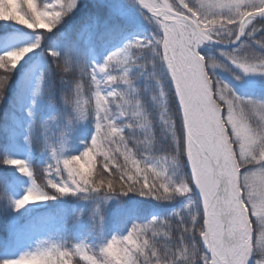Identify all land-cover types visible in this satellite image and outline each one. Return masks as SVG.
<instances>
[{"label":"snow or ice","instance_id":"6c2138e0","mask_svg":"<svg viewBox=\"0 0 264 264\" xmlns=\"http://www.w3.org/2000/svg\"><path fill=\"white\" fill-rule=\"evenodd\" d=\"M135 2L145 19L154 25L155 34L134 37L122 48L110 51L101 63L83 64L78 61L84 51L123 28L127 12L121 0H101V7L105 9L102 14L87 18L71 38L63 34L62 40L47 45L45 37L75 9L77 0H53L44 4H38L37 0H0V22H14L35 34L27 46L0 53L3 70L0 99L13 70L29 53L42 49V45L45 57H50L49 62L58 71L66 72L69 67L73 71L79 69L81 78L87 77L94 86V105L89 102L84 110L78 100L75 109L71 108L72 117L59 135L52 142L45 137L44 146L56 160L55 165L48 164L46 171L52 167L61 175L66 171L71 183L49 179L48 186L54 190L50 195L35 185L34 174L24 159L6 156L0 163L31 180L23 196L12 201L14 211L78 193L85 194L83 199L105 202L128 193L158 201L198 193V208L189 213L191 226L181 219L182 213L171 215L173 220L180 219L176 220L178 236L170 248H157L149 239H142L147 235L148 226L141 228L133 223L126 235H113L99 244V256L89 255V246L84 243L76 244L73 249L42 242L35 250L0 260V264H73L75 256L87 264H264V102L237 96L227 85L213 80L207 69L222 65L206 60L198 52L199 46L206 42L236 44L241 36L253 37L257 24L264 30V0ZM258 48L264 50V39ZM140 53L149 54L150 65L160 69L167 83V90H161L154 97L162 133L168 139L166 151L159 150L156 136L148 135L140 141V147L151 153V158L142 160L134 158L128 148L122 129L114 122L109 99L124 100L113 85L123 81L131 89L130 69H145L146 64L140 63L144 58ZM220 55L246 74H264V52L257 53L252 44L242 41ZM113 72L123 75L118 77ZM152 78L157 79L155 75ZM102 84L108 87L102 88ZM82 87L80 83L75 84L78 96ZM166 91L172 96L171 110ZM136 106L140 107L138 100ZM89 116L94 118L90 142L78 155L61 161L57 150L58 147L62 150L68 126ZM145 121L147 132L151 122L146 117ZM10 137L8 132L7 139ZM113 145H124V151L121 153ZM117 153L123 156V163L119 162ZM97 157L102 158L103 170L92 178ZM61 162L63 170L59 168ZM182 163L187 173L174 179L169 170H178ZM191 204L192 200L188 199L185 208ZM101 226L102 217H95V227Z\"/></svg>","mask_w":264,"mask_h":264},{"label":"trees","instance_id":"16d2710c","mask_svg":"<svg viewBox=\"0 0 264 264\" xmlns=\"http://www.w3.org/2000/svg\"><path fill=\"white\" fill-rule=\"evenodd\" d=\"M122 1L127 5L128 2L132 3L129 0ZM52 2L53 0H37L38 4ZM82 4L85 8L81 12L63 17L53 33L47 34L45 37L46 45L62 40L63 34L71 38L74 31L82 27L87 18L102 14L105 11L101 7L100 0H86ZM123 24L124 26L119 32L104 37L95 47L84 51L78 62L83 64L101 63L111 49L122 48L134 37H150L155 34L154 25L153 27L141 25L128 17L123 19ZM257 26H259V32H255L253 37L245 36L243 42L252 44L253 49L258 53L264 52L258 48V43L264 39V30H261L259 24ZM34 36L35 34L30 30L21 25H14V22H0V53L27 46L33 41ZM209 48L207 55L203 53L206 58L216 60L222 65L224 64L219 53L232 50L213 46H209ZM139 55L144 56L140 63L146 64V67L144 70L130 69L131 89L123 81H120L118 85H113L116 91L124 96V100L114 97L109 99L112 100L111 108L114 122L122 129L128 148L132 150L134 158L142 160V158H151V153L142 151L140 147V141L145 140L148 135L156 136L159 150L161 152L166 151L168 139L162 133L159 107L154 97H158L161 90H167V83L160 69L155 65H150L149 54L140 53ZM49 61L50 57H45L42 45V49L31 53L25 63L12 72L3 98L0 99V161L6 157L3 155L6 150L3 144L8 132L11 136L18 135L17 138H21L18 133H12V126L17 125L18 129L16 130H20L21 134H23L24 129H27V134L34 143L33 156L28 163L29 171L34 174L35 185L42 191H48L51 195L54 190L48 186L49 179L53 182L71 183V178L66 171H63L61 175L56 167L46 171L48 164L55 165L56 160L44 146L45 137H48L49 142H52L59 135L58 132L67 125L68 120L72 117L71 108L75 109L78 100L84 110H87L89 102L94 105L92 91L94 86L90 84L87 77L81 78L79 69L73 71L69 67L66 72L58 71L55 65ZM228 70L233 71L232 67H229ZM2 72L3 70L0 69V73ZM113 74L118 75V77L123 75L119 72H113ZM152 75L157 77L159 84H157V79L152 78ZM38 82L39 88H37ZM76 83L83 85L79 96L75 91ZM221 83L227 85L233 93L236 91L235 94L246 92L245 94L249 98L255 96L258 101L264 102V93L262 92H251L246 89L240 93L235 90L234 86L230 85V82L227 81L228 85L221 80ZM101 87L107 88L108 85L102 84ZM38 89L40 90V98L36 107V116L33 123L26 128L25 123H23L25 122L23 109L31 95L36 93ZM166 99L171 110L172 96L167 91ZM137 100L139 101V108L136 106ZM118 105L122 107L118 108ZM121 111L124 112V115H120ZM145 117L147 121L151 122V129L147 132L145 130ZM18 122L21 123L16 124ZM66 133L69 142L68 149L64 153L65 157L78 155L84 150L94 134V118L89 116L83 120L74 121L68 126ZM11 144L12 149L17 150L15 143L12 142ZM113 147H119L121 153L124 151V145H113ZM57 152L59 151L57 150ZM116 155L119 162L123 163V156L119 153ZM160 155L162 156L163 153ZM94 165L92 178L102 172V158L97 157ZM59 168L63 170L62 162ZM169 171L173 173L174 179H180L186 175L187 167L182 163L178 170L173 168ZM104 175L107 176V173ZM30 184L31 180L18 171L7 173L0 167V260L13 258L8 255L9 248H12L16 254L17 251L35 250L42 242L73 249L76 244L84 243L89 246V255L96 254L99 256V244L111 239L113 235L118 237L126 235L133 223L141 228L145 225L148 226L147 235L142 236V239H149L157 248H170L175 244L178 236L176 220L180 219L177 217L176 220H173L171 215L176 212L182 213L181 219L188 222L189 227L191 226L189 213L193 211L191 205L193 206L195 201L188 208H185V204L188 203L186 196H176L169 201H158L137 193L116 195L106 202L83 199L82 196L85 194L79 193L75 196H57L56 199L43 201V205L29 213L27 217L26 213L22 212L23 209L13 210L12 201L22 197ZM192 196V199L197 201L193 193ZM195 204L197 203L195 202ZM30 210L32 211V209ZM97 216L102 217L100 229L95 227V217ZM154 217L157 219L153 220ZM76 261H79V264H87L86 261L79 260V256L73 257V264H76Z\"/></svg>","mask_w":264,"mask_h":264},{"label":"rangeland","instance_id":"374dc122","mask_svg":"<svg viewBox=\"0 0 264 264\" xmlns=\"http://www.w3.org/2000/svg\"><path fill=\"white\" fill-rule=\"evenodd\" d=\"M85 1L86 0H77V4H76L75 9H73V11L71 13H69L68 15L72 16V15H74L77 12H81L85 8V6L82 4V2H85ZM121 2L123 3V5H124V7L126 9V12H127L126 18L128 17L130 20L138 22L141 25L144 24V25H148V27H153V24L149 23V21L145 19V16L142 15L138 11V9L136 8V6L134 4H132V3L130 4V2L127 1L128 2V5H127L122 0H121ZM167 2L171 3L172 0H167ZM256 27H257V31L256 32H259V26H256ZM233 39H235V38L233 37ZM203 49H204L203 53H205L207 55V52H208V50H210V48L205 46V48L203 47ZM112 50H115V49H111V51ZM30 54L31 53H29L17 65V69L20 68L25 63L27 57H29ZM206 60H207V58H206ZM221 60H222V62L224 64V65H222L220 63V65H222V67H210V68L207 69L209 75L212 77L213 80L220 81V82L222 80L226 84H228L227 83V81H228V82L231 83L230 85L234 86L235 90H237L238 92L247 89V90H249L251 92L257 91V92L264 93V74H260V73H247L246 74L241 69H239L238 67H236L235 65L230 63L225 57L221 56ZM216 62L218 63V61H216ZM229 67H232L233 71L230 72L228 70ZM234 92L236 93V91H234ZM245 93L246 92H243L241 94H236V95L240 96L242 98L243 97L249 98L247 96V94H245ZM243 94H245V95L243 96ZM251 98L253 100H258V99L255 98V96H252V97L250 96L249 99H251ZM29 113H31V111L28 112V118L31 119V115H29ZM258 116H259V114H257V118H258ZM21 137H22V140L18 143L16 151H17V153L18 152H22V157H26L27 153H28V150H29V147H30V142L29 141H30L31 137L30 136L28 137L27 134L26 135L22 134ZM68 142H69V138H65V142H64V145L62 147V150L58 147V151L59 152H57V154H58V156H60L61 161L65 157V155H64L65 151L68 149ZM12 152L15 153L16 155H19V153L17 154L16 152H14V150H12ZM13 153H11V154H13ZM8 158H15V157H11L9 155ZM18 158L21 159V156L19 155ZM0 167H2L4 169H9L11 171H15L16 170L15 168H12L10 166L4 165L3 163H0ZM185 198H187V200L191 199L192 202L193 201L196 202V200L192 199L193 198L192 193L188 194V196L185 197ZM195 202L193 203V206L191 205V208H193V210H196L198 208V205L195 204ZM42 203H43V201L42 202H37L35 204L26 205L24 208H22L23 209L22 212H25L26 216H27L29 213H32L39 206L43 205ZM30 209H32V211ZM253 219H255V218L253 217ZM21 253L22 252L17 251V253L15 254L14 250L12 248H9V250H8V255L12 256L13 258L15 256H18Z\"/></svg>","mask_w":264,"mask_h":264},{"label":"water","instance_id":"95a60500","mask_svg":"<svg viewBox=\"0 0 264 264\" xmlns=\"http://www.w3.org/2000/svg\"><path fill=\"white\" fill-rule=\"evenodd\" d=\"M135 2V0H133ZM136 4V2H135ZM137 7L139 8V6L137 5ZM140 9V8H139ZM141 10V9H140ZM244 36H241L240 40L239 41H236V44H220V43H216L215 41H210V42H206L207 44H212L214 46H217V47H221L223 49H227V50H230V48H234V47H237L238 44H240V41L242 40Z\"/></svg>","mask_w":264,"mask_h":264},{"label":"bare ground","instance_id":"6f19581e","mask_svg":"<svg viewBox=\"0 0 264 264\" xmlns=\"http://www.w3.org/2000/svg\"><path fill=\"white\" fill-rule=\"evenodd\" d=\"M202 46V45H201Z\"/></svg>","mask_w":264,"mask_h":264}]
</instances>
